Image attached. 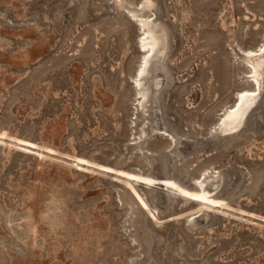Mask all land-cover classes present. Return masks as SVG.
<instances>
[{"label": "rangeland", "instance_id": "rangeland-1", "mask_svg": "<svg viewBox=\"0 0 264 264\" xmlns=\"http://www.w3.org/2000/svg\"><path fill=\"white\" fill-rule=\"evenodd\" d=\"M263 39L264 0H0V264H264V64L217 124Z\"/></svg>", "mask_w": 264, "mask_h": 264}, {"label": "bare ground", "instance_id": "bare-ground-1", "mask_svg": "<svg viewBox=\"0 0 264 264\" xmlns=\"http://www.w3.org/2000/svg\"><path fill=\"white\" fill-rule=\"evenodd\" d=\"M139 28L142 32H140L141 35L139 37L138 42H139V46L143 53L141 55L139 65L134 75V83L137 89L140 88L139 86L140 79L144 75L145 71L147 72V69L149 68V67L147 68L149 64V60L151 56L153 55V53L155 52V49L158 45V39L154 36L153 27L151 25L150 15L144 16L140 19ZM246 51H247V56H248V57L246 56L247 61L250 64L248 73H249V76L253 78L254 84L252 87L243 88L237 91L235 102L223 110V113L218 119L217 124L227 129H233L238 124L241 123V121L244 119L245 115L247 114L249 108L256 101L259 95V90L261 86L260 68L264 64V56L258 58L256 57V55L257 53L259 52L261 53L264 51V39L256 48L248 49ZM22 56L26 59L29 57V54L24 53ZM138 94H141L140 90H138ZM142 94L143 96L146 95L144 91H142ZM6 136H9L6 133V131L0 130V139L2 140ZM10 137L14 139L11 141L13 142L15 146L17 145L24 146L27 150L37 152L40 156H42L46 152L53 151L52 147L44 145L38 141H34L31 138H21L18 136H10ZM79 160H83V159L79 158ZM128 175L130 176L131 179H134V180L144 179L147 182H153L155 180V178L151 176H148V175L143 176V175H139V174L132 173V172H129ZM165 182L167 185L176 187L179 190V192L181 191L185 194H188L191 197L196 198L201 205H207V206L212 205L213 206L215 204H222L224 202L221 198L214 197L211 191L208 190V188L205 187L206 185L203 183H201L197 189H188L186 187L176 184L172 179L166 180ZM139 198L141 199L140 195H139Z\"/></svg>", "mask_w": 264, "mask_h": 264}]
</instances>
